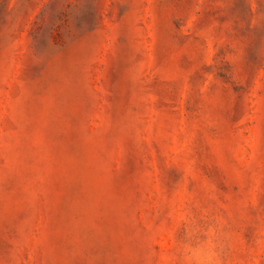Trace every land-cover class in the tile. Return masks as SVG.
Masks as SVG:
<instances>
[{"label": "rangeland", "instance_id": "374dc122", "mask_svg": "<svg viewBox=\"0 0 264 264\" xmlns=\"http://www.w3.org/2000/svg\"><path fill=\"white\" fill-rule=\"evenodd\" d=\"M0 264H264V0H0Z\"/></svg>", "mask_w": 264, "mask_h": 264}]
</instances>
